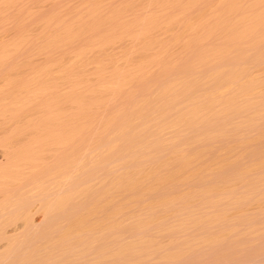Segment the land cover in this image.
<instances>
[{"label": "bare ground", "instance_id": "1", "mask_svg": "<svg viewBox=\"0 0 264 264\" xmlns=\"http://www.w3.org/2000/svg\"><path fill=\"white\" fill-rule=\"evenodd\" d=\"M0 264H264V0H0Z\"/></svg>", "mask_w": 264, "mask_h": 264}]
</instances>
